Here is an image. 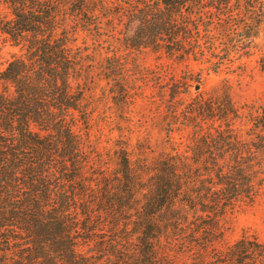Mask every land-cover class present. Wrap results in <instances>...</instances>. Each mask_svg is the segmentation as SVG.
<instances>
[{"label": "trees", "instance_id": "obj_1", "mask_svg": "<svg viewBox=\"0 0 264 264\" xmlns=\"http://www.w3.org/2000/svg\"><path fill=\"white\" fill-rule=\"evenodd\" d=\"M0 4V264H264L252 231L224 242L264 191V98L239 107L226 78L201 90L252 55L264 76V0ZM144 50L201 67L161 89L158 149L140 133L97 151L92 85L126 112Z\"/></svg>", "mask_w": 264, "mask_h": 264}, {"label": "rangeland", "instance_id": "obj_2", "mask_svg": "<svg viewBox=\"0 0 264 264\" xmlns=\"http://www.w3.org/2000/svg\"><path fill=\"white\" fill-rule=\"evenodd\" d=\"M5 10L0 4V13ZM13 50L9 45L0 43V67L9 59ZM255 57L256 55H252L243 59L245 67L229 66L217 74L210 73L205 76L201 90L208 92L219 79L226 78L231 85L233 100L239 107L262 100L264 76L255 62ZM200 67L194 61L178 63L147 50L133 51L129 56L128 70L136 95L134 103L126 112H120L119 108L111 103L103 90V80L92 85L95 90L93 89V95L88 96V106L93 111L90 124L95 149L106 153L116 139H123L122 135L129 137L133 142L140 133L149 135L154 149H158L166 139L164 133L158 130L159 117L163 114L160 112L164 110L165 105L160 98L161 89L168 87L183 75L198 72ZM191 92L194 93L192 88ZM189 136L190 130L187 128L174 135L175 139H179L183 144L189 142ZM243 229L252 231L264 241V191L254 203H242L228 215L224 242L231 243Z\"/></svg>", "mask_w": 264, "mask_h": 264}]
</instances>
